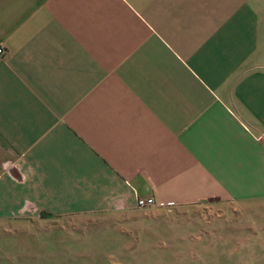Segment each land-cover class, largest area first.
<instances>
[{
    "label": "crops",
    "instance_id": "0c3cea01",
    "mask_svg": "<svg viewBox=\"0 0 264 264\" xmlns=\"http://www.w3.org/2000/svg\"><path fill=\"white\" fill-rule=\"evenodd\" d=\"M0 48V221L264 215V0H0Z\"/></svg>",
    "mask_w": 264,
    "mask_h": 264
},
{
    "label": "rangeland",
    "instance_id": "374dc122",
    "mask_svg": "<svg viewBox=\"0 0 264 264\" xmlns=\"http://www.w3.org/2000/svg\"><path fill=\"white\" fill-rule=\"evenodd\" d=\"M214 206L163 220L146 209L0 221V264H264V215L234 220Z\"/></svg>",
    "mask_w": 264,
    "mask_h": 264
},
{
    "label": "built area",
    "instance_id": "2783aa9c",
    "mask_svg": "<svg viewBox=\"0 0 264 264\" xmlns=\"http://www.w3.org/2000/svg\"><path fill=\"white\" fill-rule=\"evenodd\" d=\"M4 53V50L0 48V56H2ZM156 206V203L152 199H137L136 200V207L139 210H146L150 208H154Z\"/></svg>",
    "mask_w": 264,
    "mask_h": 264
}]
</instances>
